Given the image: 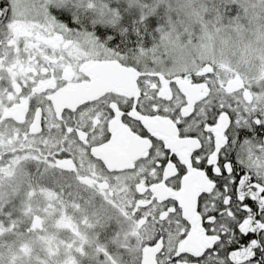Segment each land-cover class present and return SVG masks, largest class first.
I'll return each mask as SVG.
<instances>
[{
    "label": "flooded vegetation",
    "instance_id": "flooded-vegetation-1",
    "mask_svg": "<svg viewBox=\"0 0 264 264\" xmlns=\"http://www.w3.org/2000/svg\"><path fill=\"white\" fill-rule=\"evenodd\" d=\"M223 8L225 15L240 12V7ZM14 22L9 11L0 14V134L22 148L1 146L0 157L30 150L52 158L73 180L95 185L98 197L110 196L117 176L129 175L125 184L135 201L132 212L139 215L142 264H264V137L253 131L243 150L228 149L245 174L238 185L229 180L223 191L193 162L203 149L215 166L217 153L226 147V131L235 137L244 123L233 128L225 115L206 129L219 101L239 102L242 112L257 113L264 108V94L250 88L241 72L228 74L208 62L167 74L145 68L140 53L135 58L112 50L109 59L81 60L82 51L71 56L70 50L78 47L82 30L73 25L69 31L63 23L60 31L37 37L45 49L21 39L29 61L17 69ZM234 81L237 85L228 90ZM66 140L79 144L87 161L80 163L76 145L69 150ZM214 172L219 177L218 167ZM184 184L186 194L195 196V210L186 216ZM63 195L66 202L82 204ZM249 199L256 208L247 206ZM241 234L253 239L245 243Z\"/></svg>",
    "mask_w": 264,
    "mask_h": 264
},
{
    "label": "rangeland",
    "instance_id": "rangeland-1",
    "mask_svg": "<svg viewBox=\"0 0 264 264\" xmlns=\"http://www.w3.org/2000/svg\"><path fill=\"white\" fill-rule=\"evenodd\" d=\"M10 2L14 9L10 17L15 19L13 42L17 52L12 56L16 68L21 69L29 61L19 44L21 39L26 45L45 49L38 44L37 37H47L62 26L49 15L48 6L54 7L55 0H25L23 8L21 0ZM89 3L88 10L93 15L96 13L97 22L119 23L121 15L134 13L157 19L159 27L155 31L145 30L151 44V48L140 52L145 68L155 67L169 74L187 71L198 62H208L228 74L241 72L250 88L254 86L258 94H264V0H113L123 7H106L101 3L94 6V0ZM221 7L227 12L240 7V12L225 15L220 12ZM77 37L82 50L77 46L71 48V56L82 51L81 60L110 58V52L97 45L95 39L84 33ZM16 143L22 148L21 142ZM16 143L6 133L0 134L2 150L5 149L1 146L14 149L12 145ZM62 143L69 150L70 144H75L69 140ZM75 145L80 163L87 161V157L85 160L81 157L80 145ZM55 165L52 158L34 155L30 150L0 157V264H90L92 260L94 264H121L112 253L102 254L104 249L113 250L114 245L125 244V250L139 251L140 239L138 242L137 238L128 239V236L137 237L136 231L140 235V222L132 227L128 223L133 200L127 197L125 182L130 176H117L118 183L113 185L111 195L98 197L95 185L92 187L77 177L73 180L70 175L55 171ZM30 166L37 172L32 173ZM87 170L92 176L90 164ZM33 176H39L43 184L31 183ZM63 187L69 200L82 204L64 201ZM14 200L16 214L10 215ZM19 212L27 219L24 234L14 231L24 226L22 222L9 220ZM109 215H113L118 227L115 242L108 237L114 220H109ZM98 220L104 221L101 233H97ZM8 235L14 238L6 239ZM98 254L105 261H99Z\"/></svg>",
    "mask_w": 264,
    "mask_h": 264
},
{
    "label": "snow or ice",
    "instance_id": "snow-or-ice-1",
    "mask_svg": "<svg viewBox=\"0 0 264 264\" xmlns=\"http://www.w3.org/2000/svg\"><path fill=\"white\" fill-rule=\"evenodd\" d=\"M25 0H21V7L23 8ZM85 5V0H55V5L52 8L53 19L59 18V22L63 23L69 31H72L73 25H78L79 17L76 15L77 11ZM9 10V4L4 3L0 5V14H7ZM127 11V9H126ZM66 22V23H65ZM121 29L120 35H117L114 31L117 21H108L97 23L96 21H89L91 28L93 29L92 35L96 36L97 39L103 41L107 40L112 45H117L120 42V37L124 33H129L130 26L136 24H142L145 30L151 29L155 31L159 25L157 19L154 17L145 18L141 15H121L120 21ZM132 31L136 33L140 32L138 28H132ZM135 39V37H132ZM123 55V53H121ZM211 103V102H209ZM209 115L212 116L211 119L205 121V128L215 127L217 121L222 116L227 115L231 121L233 128H236L237 124H240L243 120V124L240 128H236L235 137L231 134V129L226 131V147L221 149L220 153H217V164L213 166L209 163V154L204 153L203 149L194 154L193 162L197 164V167H200L204 170L213 180L215 184L219 186V190L223 191L228 187L229 180L233 185H238L239 180L245 174V169L242 167H236V157L234 154H229L228 149H232L235 153L238 149L243 150L245 143L250 141L253 131L260 136L264 137V108L260 112L253 113L251 108L248 112H242L239 108V102H234L231 105H225L223 100L219 101L215 107L214 115L209 112ZM246 125V128H244ZM244 128V130H241ZM187 130V129H186ZM213 151H215V144L213 138ZM198 161V163H197ZM167 163V160H165ZM214 167L220 169L219 177H217L214 172ZM228 168H231V173L227 171ZM184 170L181 169V175ZM235 199V197H233ZM243 206V202H241ZM248 207L256 208V205L252 204L251 200H248ZM215 213L210 214V219L214 222ZM209 231L212 230V224L205 222L204 225ZM243 236V241L245 243L251 242L253 237H250L247 234H241ZM261 251H264V245H261ZM264 259V257H261ZM211 260V256H209Z\"/></svg>",
    "mask_w": 264,
    "mask_h": 264
},
{
    "label": "trees",
    "instance_id": "trees-1",
    "mask_svg": "<svg viewBox=\"0 0 264 264\" xmlns=\"http://www.w3.org/2000/svg\"><path fill=\"white\" fill-rule=\"evenodd\" d=\"M4 3L2 2L0 4L2 5ZM97 3H101L106 7H114V6L115 7H123L122 5H118V4L113 3V0H94V6L97 5ZM89 6H90L89 0H85V5L82 6L79 9V11H77L76 15L79 17V22H78V25H76V26L81 28L82 32L87 33L93 39H95L97 45H99L102 49H104L105 51L115 50L118 53H123L125 56L135 57L140 53V51L142 52V51H144V49L151 48V46H150L151 44H149L150 42L149 43L145 42L146 37L143 34L145 29H144V26L142 24H136L134 26H130L129 33L122 34L120 37V42L117 45H112L107 40L101 41V40L97 39L96 36L92 35L93 29L91 28V26L89 24V21H93V20L96 21L97 15L95 12L93 15L91 13V11L88 10ZM49 7L53 8L52 5H49ZM104 9H106V8H104ZM50 12L52 13V10H50ZM52 15H53V13H52ZM134 15H135V13H134ZM56 20L59 22L58 17L56 18ZM97 23H101V22H97ZM121 26H122L121 23L116 24L114 31L117 35H120ZM132 28H138V29H140V32L136 33L135 31H132ZM132 37H135V39H133ZM36 172H37V170L35 169L33 173H36ZM30 182L34 183V184H37V183L43 184L41 182V179L39 178V176L31 177ZM51 190H53V189H51ZM55 190H57V187H55ZM15 214H16L15 208L13 211L11 209L10 215H15ZM128 215L131 217V220L130 221L128 220L129 222L132 223L131 227L136 225L138 222V215L137 214L132 215L130 212L128 213ZM9 220H12L14 222H22L24 226L22 228H19V229H14V231L16 233H19V234L25 233L24 231H25V229H27V227H26V220L27 219H25V217H23L21 212L17 213L16 218L9 219ZM103 223H104L103 220H98L99 231L102 230L101 228L103 227L102 226ZM110 226H111L110 227L111 233L108 235V237H113V235H114V238H116L115 237V230L117 231V226L115 225L114 222H113V226L112 225H110ZM139 231H140V229H139ZM134 236H137V237L128 236V239L136 241V238H137L136 242H138V240L141 238V231H140V235H139V232L136 231V234ZM12 238H14V236L9 238V235H8V237L6 239L12 240ZM109 252L112 253L113 256H116V257H114V258H116L115 260L121 264H141V260H143L142 259L143 255H142V253H140V251H134V250L127 251V250H125V244H123L122 247H120V246L117 247L116 245H114V249L113 250L109 249ZM98 260L99 261H105V260H103V255H99V254H98ZM90 264H94V261L92 260V263H90Z\"/></svg>",
    "mask_w": 264,
    "mask_h": 264
},
{
    "label": "water",
    "instance_id": "water-1",
    "mask_svg": "<svg viewBox=\"0 0 264 264\" xmlns=\"http://www.w3.org/2000/svg\"><path fill=\"white\" fill-rule=\"evenodd\" d=\"M237 85V81H234V82H231V83H229V87H228V90H233L232 88H234L235 86ZM62 165H64V164H62L61 163V166ZM72 166L71 165H69L68 166V168H71ZM184 187H185V189H186V191H185V193H184V199H185V194H186V192H187V188H186V186H185V184H184ZM193 204V205H192ZM194 210H195V196H193V197H190L188 194H186V201H184V206H183V213H184V216H186V214H188V213H192V212H194ZM189 215V214H188ZM197 217H199V216H197ZM185 218H187V217H185ZM188 243H187V241L184 243V245H187Z\"/></svg>",
    "mask_w": 264,
    "mask_h": 264
},
{
    "label": "bare ground",
    "instance_id": "bare-ground-1",
    "mask_svg": "<svg viewBox=\"0 0 264 264\" xmlns=\"http://www.w3.org/2000/svg\"><path fill=\"white\" fill-rule=\"evenodd\" d=\"M212 64V63H211ZM99 236H100V234H99ZM100 244H102V243H100ZM103 246H105L106 247V245H104V244H102ZM107 248V247H106ZM109 252V249L107 248V249H104V251L102 252V254H106V253H108Z\"/></svg>",
    "mask_w": 264,
    "mask_h": 264
}]
</instances>
